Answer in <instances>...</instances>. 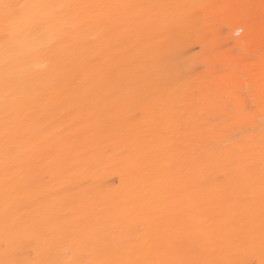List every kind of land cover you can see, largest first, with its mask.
Here are the masks:
<instances>
[{"label": "bare ground", "instance_id": "bare-ground-1", "mask_svg": "<svg viewBox=\"0 0 264 264\" xmlns=\"http://www.w3.org/2000/svg\"><path fill=\"white\" fill-rule=\"evenodd\" d=\"M12 2L158 7L116 9L76 30V18L62 17L29 35L35 50L14 65L18 94L7 120L0 47V258L6 222L19 225L12 234L18 237L19 260L44 258L49 245L67 243L60 227L67 224L97 234L101 246L106 234L114 243L123 233L137 244L166 238L185 253L192 242L170 223L178 199L185 218L206 230L221 223L214 219L221 214L235 217L237 230H247L239 199H226L223 165L181 174L177 169L193 149L222 159L238 140L255 150L258 174L264 116L261 0ZM63 29L68 34L56 43ZM107 29L114 30L105 37ZM4 39L0 17V46ZM135 58L140 63L131 70L122 67ZM121 82L117 95L103 99ZM145 93L153 108L166 104L177 120L202 115L195 141L177 134L178 147L159 142L152 116L144 111ZM200 182L194 193L174 195L184 184ZM256 192L257 243L239 258L260 264L258 183ZM37 222L42 227L34 231Z\"/></svg>", "mask_w": 264, "mask_h": 264}, {"label": "snow or ice", "instance_id": "snow-or-ice-1", "mask_svg": "<svg viewBox=\"0 0 264 264\" xmlns=\"http://www.w3.org/2000/svg\"><path fill=\"white\" fill-rule=\"evenodd\" d=\"M156 5H110V4H43V3H15L12 0H0V17L5 26V39L3 41V61L4 68V108L5 118L11 114L9 107L15 103L17 89L13 84L14 65L16 62L35 50V45L28 41L29 35L38 32L45 25L59 21L62 17H74L78 23L72 26L73 30L84 29L93 20H100L103 15L120 8L127 9H152ZM256 7V6H252ZM261 10V34L264 37V0L259 5ZM141 14H137L135 19H140ZM114 29L104 30L102 35L108 36ZM68 34L67 29H63L58 34L56 43H61ZM47 35V30L40 32L37 39H43ZM140 63V58H135L123 68L129 70L133 65ZM59 81H55L56 86ZM123 88V82L114 88L108 96L117 95ZM145 101V114L152 116L153 131H157L159 142L168 144L169 149L178 147L174 141L177 134L189 143L195 141L197 133L196 122L203 119L202 115H195L185 121L183 118L176 119L167 114L166 104H162L159 110L152 106L147 94L142 95ZM100 101H98L99 103ZM139 115V114H137ZM262 139L259 151V168L257 174V159L253 148L245 147L240 141H234V148L231 153L223 158L208 155L210 150H192L191 159L185 161L177 174H181L185 169L193 171L207 169L223 165L226 168L224 181L229 185L227 200L239 199L240 205L245 209L247 219V230H237L235 228L236 218L224 219V215L215 217L221 223L211 229L206 230L203 225L197 224L195 218L186 219V212L180 208L181 200H177V211L173 214L170 223L174 229L181 233L183 237L192 242V246L185 253L177 251V245L170 243L168 239L145 241L137 244L134 240L124 237L121 233L120 239L112 242L115 238L111 234H106V241L102 246L99 243L100 237L97 234L88 233L86 230H77L75 225L67 224L60 226L63 234L68 240L67 243L57 247L49 245L46 256L39 259H16L15 244L18 237L13 236L17 232L19 225L15 222H6L4 228L5 247L0 264H255L254 261H247L239 258L254 250L257 243V235L253 225L256 221L253 206L257 198L256 185H259V247L261 252L260 264H264V116L261 117ZM173 142V143H169ZM188 147L183 146L184 150ZM8 166L5 171L7 172ZM70 171V170H69ZM7 182V178H6ZM200 184L186 183L174 193L177 197L184 194L194 193L201 186ZM69 218L65 217V221ZM34 231L39 230L42 225L33 223ZM10 237H12L10 239Z\"/></svg>", "mask_w": 264, "mask_h": 264}]
</instances>
